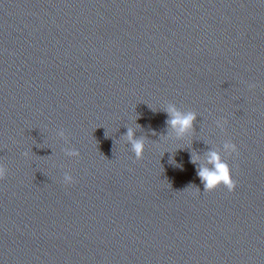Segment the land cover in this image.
Segmentation results:
<instances>
[{
	"label": "water",
	"instance_id": "water-1",
	"mask_svg": "<svg viewBox=\"0 0 264 264\" xmlns=\"http://www.w3.org/2000/svg\"><path fill=\"white\" fill-rule=\"evenodd\" d=\"M0 167V264H264V0H0Z\"/></svg>",
	"mask_w": 264,
	"mask_h": 264
},
{
	"label": "clouds",
	"instance_id": "clouds-1",
	"mask_svg": "<svg viewBox=\"0 0 264 264\" xmlns=\"http://www.w3.org/2000/svg\"><path fill=\"white\" fill-rule=\"evenodd\" d=\"M251 87H255V85H251ZM166 111L169 116L167 123L175 129L178 134H184L193 127L194 121L196 120L195 113H181L171 106L166 109ZM61 135H63V133H61ZM126 135L135 157L137 159H142L145 150L143 139L135 138L132 129H129ZM225 148L230 149L233 153H239V149L235 143H227L225 144ZM67 154L70 156H79V152L76 151L68 152ZM24 155H27V153ZM207 158L208 164L211 165V167H201L198 169V174L204 183L205 191L214 190L221 185L226 187L230 192L235 191L237 185L232 178L229 164L223 161L221 156L215 151H209ZM6 174L7 169L0 167V179L5 178ZM68 179H71V177H68Z\"/></svg>",
	"mask_w": 264,
	"mask_h": 264
}]
</instances>
